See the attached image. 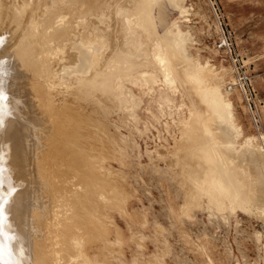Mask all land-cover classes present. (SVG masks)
Returning a JSON list of instances; mask_svg holds the SVG:
<instances>
[{
  "label": "rangeland",
  "instance_id": "374dc122",
  "mask_svg": "<svg viewBox=\"0 0 264 264\" xmlns=\"http://www.w3.org/2000/svg\"><path fill=\"white\" fill-rule=\"evenodd\" d=\"M3 1L5 5L3 7L9 8L13 14L16 7L23 3L25 5V11L15 14L16 19L12 20L16 25L9 18L13 14H10L5 22L4 29H11V25L13 26V30H8L11 34L14 32L11 35L13 41L20 34V30L22 33V27L29 20L36 0H17L18 2L0 0V3ZM166 1L156 0L157 7L154 10L156 24L161 35L163 33L167 35L171 30L174 36H178L179 49L176 46L169 50L160 45L158 61L149 57L132 61V64L135 62L139 66L121 76L133 77L139 81L133 84L126 83L125 90H115V103L113 101L107 106L106 102H97L90 97V100H84L85 96L76 90L69 95V92H65V86L59 84H51L49 89L42 86V91L41 85L38 88L40 95L37 97L38 100L51 101L56 98L53 105L55 114L60 113L61 108L69 104L62 111L63 117L57 118L56 114L54 119L57 121L51 120L53 127L62 126L63 142L67 148L63 154V163L67 169L66 185L63 187L65 192L62 195L57 194L62 197L63 202L67 200L64 203L66 206L59 207V212L57 216L52 217L51 224L57 220L59 223L62 222L61 213L65 214L66 219L63 217L64 227L61 223L57 229L49 231L47 237L49 241L45 242L46 246H50H45L47 250L44 249L46 252H43L46 259L41 264H264V165L260 160L255 161L256 157L253 160L247 157L251 149L245 144V141L250 139L255 150L257 149L264 159V0H176L177 6ZM37 2L40 3V0ZM78 10L82 11L83 8L80 7ZM66 13L61 16L63 20L60 21V17L56 20L54 28L68 26L74 16ZM100 26L104 28L105 25ZM74 33L75 31H72L62 39V44L65 45L62 46L63 57L76 53L73 48L77 46L78 39ZM3 44L2 46H5L7 42ZM166 62L168 66L173 62L178 68L182 66L183 72L188 71L182 73L183 76L186 74L188 76L182 77L181 74L176 80L167 72V68H164L163 63ZM60 63L61 61L58 64ZM189 63L200 66L203 71L202 73L196 71L199 76L194 72L195 79L194 73L190 79L189 72L192 70L184 68ZM62 64L57 65L55 69L65 83L67 82L65 73L59 72L63 68ZM190 67L189 65L188 68ZM182 70L180 67L178 73L180 74ZM235 70L249 77L254 90L253 104L247 103L237 89L231 92L226 90V86L235 78ZM182 78L184 81L185 78H188L187 81L190 79L192 85L190 82H188L190 85L186 84L187 82L183 83ZM195 80L200 84H193ZM189 87L193 92L191 97H189L191 92L189 95L187 93ZM210 87L217 88L226 100L230 99L232 102L231 121L224 115L219 117L221 121L225 119L224 123L219 124L221 122L218 123L220 120L217 114L211 107H206L213 98V95L209 94ZM75 93L80 95L79 98L75 95L78 99L76 103ZM198 95L206 97L203 98V104H206L202 105L203 108L197 107L199 102V105L202 104V98L200 97V101ZM193 96L198 97L196 99L194 97L197 102H194ZM119 99L125 102L122 104ZM93 102H97V105ZM195 108L200 111L202 109L203 112ZM33 110L37 112L35 108ZM206 112L211 113L210 118L214 113L213 117H217L214 119L217 123H214L213 117L208 119L209 115ZM199 118H203L208 129L212 130L209 129L212 143L219 152V155L214 156L209 163L212 162L213 165L216 162L214 172L223 174L221 171H226L225 175L233 183L232 186H235L236 190L232 189V192L231 185L228 186L222 179L218 181V185L230 188L233 194L231 195L237 196L234 198H237L238 203L235 199L233 203L240 206L234 207L233 210L221 196V192H227L224 191L226 188L223 189L214 183L216 186L214 189L219 190L212 189V182L217 177L214 175L213 178V174L209 173L213 168H208L210 165L202 160L205 156L201 157L200 153V156H197L194 152V148L199 149L204 145L201 140L205 142L204 136L201 135L203 132ZM190 121L192 123H189ZM191 124H194L195 128ZM225 124L230 130L226 129ZM235 126H238L241 132L237 139L233 136ZM212 132L218 137L221 133L225 134V137L223 135L221 138L222 142L225 138V145L228 142L226 152L225 145L220 147L219 139L218 144L213 140L217 138H214ZM227 132L231 134L227 135ZM54 138H51L52 142ZM229 142L230 144L233 142L232 145ZM72 144L78 145L79 157L73 155ZM54 146L55 143L48 146L49 155H54ZM227 151L229 153L231 151L228 156ZM183 157H186L185 160ZM182 160L187 164L183 165ZM195 160L205 161V167L207 170L210 169L206 170V173L204 169V175L200 174L201 177L211 176L205 180L203 178L200 182L202 185L198 184L199 182H195L194 185L190 180L194 173L189 177L190 171L196 169L197 163L200 162L197 161L195 164ZM75 163L79 166L74 165ZM53 164L55 165L54 161ZM73 166L80 170V173L78 172L80 183L77 180L80 186L75 180L77 171L72 175ZM258 168L260 170L255 173L254 169ZM260 171H263V174ZM209 178L213 179L211 191L220 192L217 195L205 188L208 186L205 181ZM196 179L195 175L194 181ZM190 182H193L192 185ZM257 182L263 187L255 186ZM72 184L77 186L72 187ZM46 189H42L39 194L45 196ZM211 199L214 202H211ZM239 199L243 201L240 202ZM216 200L219 204L220 201L221 203L224 201V206L220 208L218 205L213 206L212 203L216 204ZM58 203L61 205V202ZM52 204L50 210L58 211V208H52ZM35 213L39 216L40 210H35ZM38 216L34 215V222ZM60 226L62 228L58 233ZM37 234L39 236L41 233ZM48 248L51 249L49 250L52 251L51 254L47 252Z\"/></svg>",
  "mask_w": 264,
  "mask_h": 264
},
{
  "label": "bare ground",
  "instance_id": "6f19581e",
  "mask_svg": "<svg viewBox=\"0 0 264 264\" xmlns=\"http://www.w3.org/2000/svg\"><path fill=\"white\" fill-rule=\"evenodd\" d=\"M167 1H169L171 4L173 3L174 4V5L172 4L173 6L175 5L177 6L176 0H167ZM16 2L18 1L16 0ZM170 3H168L169 6H171ZM0 4H2L0 6V264H41L44 263V260L46 259L44 258L45 253L43 251L46 252L47 250V248H45L46 246L45 241L48 240L47 237L49 231L54 228L57 229L58 224L61 225V223H62L61 226L64 227L63 220L66 219L64 217L65 214L61 213L62 216L64 217L63 219V217L60 215L62 217V222L60 221L61 223H59L57 220V222L53 221L54 223L53 225L51 224L52 217L57 216V212H59V207L63 208V205L66 206V204L64 203L65 201H67L64 199L65 201L63 202L62 197L57 195L59 193H61L62 195L63 192H65L63 187L64 185H66L65 181L67 179L66 178L67 169L65 168V165L63 163L64 161L63 154L67 149L65 147V143L63 142L64 130L63 128H61L62 126H58L56 128L55 125L53 127V125H51L53 124V122L51 123V120H56L54 119L56 114H57L56 116L57 118L63 117L61 116V114L63 113L62 111H64L65 107L67 108L69 104L61 108L60 113H57L55 111L56 112L55 114L54 113L55 108L53 107V105L54 102H56L55 101L56 98H54V100L51 101L42 100V99L38 100L37 97L40 96L38 92L39 86L41 85L40 89L42 86L48 87L49 89L51 84L64 85L65 92L66 93L69 92L68 93L69 95L72 93L73 90H76V92L78 91L80 94H83L85 96L86 99L84 98V100H88V99L90 100V98L96 99L97 102H101V103L106 102V104H108L107 106H109V104L111 105L116 98V95L114 94L115 90L118 91L125 90L127 88L126 83L133 84L139 81L137 79H134L133 77L126 78L125 76H121L126 73H129L133 68L135 69L136 67L139 66L136 65L135 62H133L134 64H132L131 63L132 61L137 60L138 58L141 57L142 58L149 57L152 60L158 61L160 45L164 46L165 48H168L169 50L170 49L173 50L174 47L175 48L176 46L177 48L179 47L178 42L180 40L178 36L176 35L174 36L172 34L171 30L169 33H167V35H172L171 37H167V35L164 34L163 32H162L163 35H161V32L156 24L157 18L154 13L155 7H157L156 0H40V3H38L36 0L34 7L32 8L33 10L30 13L29 20L26 21L24 27H22V33L20 30V34L16 36L17 38L12 37L15 38L13 41L11 40V35L14 32L12 31L13 32L12 34L8 32V30L11 31L13 26L11 25V29H10L8 28L9 26L7 24L8 23L12 24V22H14L12 20L16 16L15 14H21L25 11V5H23L24 4L23 3L21 6L16 7L15 12L13 14L10 12L9 8L3 7L4 1L3 3ZM48 4L50 6H48ZM42 6L43 9L45 8L44 10L41 9ZM80 7L83 8L82 11L78 10V8ZM75 8L77 9L75 10ZM64 12L65 13L69 12L73 14L74 16V17L72 16L73 19L69 21L67 27L61 29L54 28L53 25L55 24L56 20L59 17L61 18L60 21L63 20L61 16ZM7 14L9 15L7 16ZM10 14L11 15L13 14V16L11 17ZM8 17L11 19L10 21L12 22L10 23V21L9 22L7 21L8 23L6 24L7 25L6 28L8 29H4V25ZM91 17L93 19H90ZM15 19L16 18H14V20ZM103 24L105 26L104 28H101L100 25ZM72 31H75L74 34L77 36L78 39L77 46L73 48L76 50V53L69 54L63 57L64 54H62L63 51L62 46L65 45L62 44L63 43L62 39L64 36L70 35ZM2 39L4 40V44H6L7 42V45L2 46L3 44ZM49 43H53L54 45L49 46L48 45ZM178 49L176 50L178 51ZM181 55L180 57L184 58ZM64 60L65 62L63 63ZM60 61H61L60 64L63 63L61 65L63 68L62 69L60 68L61 70H59V72L65 73L67 78L66 79L67 82L65 81V83L63 80H61L63 78L60 77L59 74H57L55 69L57 65H60L58 64ZM163 64H164L163 65L164 68H167L168 70L167 72H170L176 80L180 78L182 73L188 72V71L183 72L182 66H180L182 72L179 74L178 71L180 67L178 68L176 66L177 64L174 65V62L169 66L167 65V62ZM122 65H125V67H123ZM189 65L191 66L190 67L191 69L188 68ZM199 67L194 63L192 64L189 63L188 66L184 68L185 70H192L191 72H189V75L191 76L190 79H192V74L194 72L195 73H197L196 71L200 73L203 72L202 69H200ZM195 73L193 74V78ZM184 76L182 74V77ZM196 78L200 79V77H196ZM182 79L183 80L181 81L183 83L187 82L186 84L190 85L191 83L192 85L190 79L189 81H187L188 78H185L186 81H184V78ZM199 79L198 81L200 82ZM195 81H193L194 82L193 84L198 83L197 80ZM186 88L188 87L186 86ZM190 90L191 88L189 87L187 91L188 95L191 92ZM205 92L207 91L205 90ZM209 94L211 96L213 95L212 100H210L211 101L210 105L207 106L206 104H203L204 103L203 98L206 99V97L205 96L202 97V95H198L200 101L202 98V104L199 105L200 102L198 101L199 103L197 107L203 108L202 105H206V107L209 108L211 107L212 111L215 114H217L218 118L225 115L231 121L233 119V115H232L233 104L230 101V99L226 100L217 88H211ZM75 95H78V93H75L74 97ZM191 95H193V92H191L189 97H191ZM79 96L80 95H78L77 98H79ZM194 97L195 99L198 98L197 96H193V100ZM77 98L75 97V100L74 98L72 100H74V102L76 103V100H78ZM118 101H120V103L122 104L125 102L123 99H119ZM195 101L196 100H194V102ZM97 102H93L94 105H97L96 104ZM166 104H168V102ZM61 105L64 106V104ZM125 105L127 104L125 103ZM33 108H35L37 112H35ZM52 108H54L53 111ZM195 109L198 110L197 108ZM198 111L203 112L202 109L201 111L200 110ZM208 112H210L209 109ZM206 114L209 115L211 113L206 112ZM210 116L211 115H209L208 119H212V117L210 118ZM217 117H213V120L217 119ZM219 120L220 121H218V123L221 122L219 124H222L224 123L223 121L225 119L221 121V119L219 118ZM199 121L203 132L201 135L204 136L203 138L205 142L203 143V141L199 137L202 144L204 145H202L201 147L199 146L200 147L199 149L198 147L194 148L193 146L194 152L197 156H200V154L201 157L205 156L204 159L202 160H205L206 163L210 165L208 168H213L211 169L213 172L210 169H208L210 170L209 173L211 172L213 176L215 175L218 178V179L215 178V176L213 177L215 178L214 179L215 182L212 178L207 179V181L210 180V182L205 181V184H207L209 187L205 186V188L207 187L208 189H210L211 185L213 184L212 189H214V187H216L214 186V183L217 186L223 187V189L226 188L220 184L218 185L219 179L220 181L222 179L228 184V186L231 185L230 187L232 190L235 188V186L234 187L232 186L233 183L230 182L229 179L227 178L228 176L225 175L226 171L225 172L221 171L223 172V174L219 173L218 171L214 172V169L216 170V168H214V164H216V162L213 163V165L212 162L209 163V161L212 160L214 156L217 157V155H219V152L215 148L216 147L215 144L212 143V138L209 133L210 128L208 129L205 120L203 118H199ZM214 121H215L214 123H217L216 120ZM189 123L192 122L190 121ZM210 124L212 123L210 122ZM191 125L193 127L195 126L194 124ZM226 127L225 128L227 130H230L228 129V125ZM218 128L219 130L221 129L220 127ZM235 128L236 129L233 132V136L235 139H237L240 137L241 132L238 126H235ZM210 131L212 130L210 129ZM196 134L198 135L199 133ZM226 134L230 135L231 133L227 132ZM223 135L225 137V134L223 133L219 134V137L215 136V134L213 135L214 138L215 137L217 138L213 140L217 141L219 139L221 141L220 143L221 146L218 145V147L219 146L223 147V145H225L224 144L225 138H223L224 142H222V138H221L223 137ZM53 137L55 138L53 139L52 142L51 138ZM188 137H190V135ZM228 141H230L229 138ZM186 142L189 143L188 140ZM49 143L50 144L55 143L53 149L54 155L48 154L49 151L48 146L50 145ZM232 143L233 142H231L230 144L229 142L230 145H232ZM245 144L247 145L248 148L251 149V152L249 151V153H247L249 155L247 157L252 160L254 159V157H256L257 159L255 161L258 162L260 160V163L264 165V159L259 154V151H257V149L255 150L252 141L250 139H247L245 141ZM72 146L74 151L73 155H77V157H79L77 153L78 145L72 144ZM43 147H45V149H43ZM224 148L226 152L227 150L226 148H228V142ZM41 149L43 150H42V154L40 155ZM196 149H198L197 152ZM222 149L221 151L223 153L224 151ZM229 149H231V146L229 147ZM228 151L226 154L227 156L230 155L231 151L233 150H231L230 153ZM233 154L231 155L232 157ZM242 157H244V155ZM185 158L183 157L184 160ZM53 161L55 165L53 164ZM186 161L187 163H189L187 159ZM197 161L195 162V164L197 163ZM202 162L203 161L197 163L198 165H196V167L194 165L193 168L195 167L196 169L191 170L190 175L188 174L189 177L192 176L191 173H194V176L196 175L197 178L196 181H194V176H192L193 178H190V180L194 182V185L195 182L196 183L199 182L198 184H201L200 182L203 181L202 180L203 178L205 180L207 177H211L210 175L208 176L205 175L202 177L200 176V174L202 175L204 169H205L204 173H206L207 170V168L205 167V163ZM187 163L183 162V165ZM74 165H76L77 167L79 166L77 163H75ZM77 167L76 168L74 166L72 167V169L74 168L72 175L75 171H77L76 172L77 176L75 174L74 178L76 176L77 178L75 180L79 181L78 174L80 173V170L78 171ZM223 168H225V166H223ZM259 168L257 170L254 169V172L256 173V171H259L260 170ZM260 172H258L259 175ZM261 174H263V171L261 172ZM255 175L256 174H254V176ZM259 177H261V175ZM72 179L73 176L71 180ZM198 179L200 181H198ZM212 180L213 182L211 184ZM78 181L77 184L79 185L80 181L79 183ZM192 183L190 182V185H192ZM227 184L225 185L227 186ZM74 185L75 184H72V187L77 186ZM258 185L260 184H258L257 182V185L255 184V186ZM66 187L67 189H70L68 188V186ZM260 187L263 186L260 185ZM44 188L48 189V190L46 189L47 192L43 190L47 193L45 196L39 194ZM217 189L219 190V188ZM217 189L214 190L216 191ZM226 190L227 192H221L222 193L221 196L223 200L227 202L228 206L230 207L232 206L231 207L232 210L234 207L240 206L239 204L238 205L236 204L238 203L237 198L236 199L234 198L237 196H232L233 194L231 193L230 188L227 187L226 189H224V191ZM210 191L211 189L209 190V192ZM208 193H206V196L208 195ZM217 193L220 192L217 191ZM217 193L215 192L213 194L217 195ZM210 196L211 195H209V197ZM216 197H217L216 199H218V196ZM233 199L236 200V203L235 202L233 203L234 201ZM43 200L44 201L47 200V201L44 202ZM219 200L220 199H218V201ZM242 201L243 199L240 200V202ZM58 202H61V205ZM211 202L214 201L212 200ZM211 202H207V203H211ZM215 202L216 204L212 203L213 206L218 205V208L224 206V201L223 203H221L220 201V204L219 202H217V200ZM56 203L59 205H57ZM51 204L53 206L52 208H56V209L58 208V211L55 210V212H53L54 210L52 209L51 211L50 210ZM35 210H40L39 216L36 215ZM73 210L72 212L74 213L75 210L74 211ZM34 215L38 216L36 217L37 220H35V222L33 220ZM61 226L58 227V231H57L58 233L62 228ZM37 233H41L42 235L40 234L41 236L39 235L40 236L39 237ZM77 240L79 241V238ZM71 241H75V240H71ZM49 246L47 245L46 247ZM76 246L77 245H74V247ZM49 250L51 249L48 248L47 252L51 254L52 251L50 252Z\"/></svg>",
  "mask_w": 264,
  "mask_h": 264
},
{
  "label": "built area",
  "instance_id": "2783aa9c",
  "mask_svg": "<svg viewBox=\"0 0 264 264\" xmlns=\"http://www.w3.org/2000/svg\"><path fill=\"white\" fill-rule=\"evenodd\" d=\"M236 89L241 93L247 103L253 104L254 90L251 86V81L247 75H244L239 70L235 71L234 80L226 86V90L230 92Z\"/></svg>",
  "mask_w": 264,
  "mask_h": 264
},
{
  "label": "snow or ice",
  "instance_id": "6c2138e0",
  "mask_svg": "<svg viewBox=\"0 0 264 264\" xmlns=\"http://www.w3.org/2000/svg\"><path fill=\"white\" fill-rule=\"evenodd\" d=\"M6 98V97H5Z\"/></svg>",
  "mask_w": 264,
  "mask_h": 264
}]
</instances>
